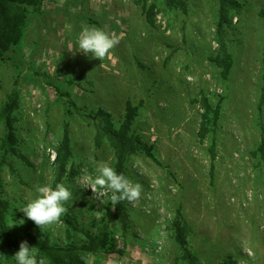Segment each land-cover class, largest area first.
Listing matches in <instances>:
<instances>
[{
	"label": "rangeland",
	"instance_id": "rangeland-1",
	"mask_svg": "<svg viewBox=\"0 0 264 264\" xmlns=\"http://www.w3.org/2000/svg\"><path fill=\"white\" fill-rule=\"evenodd\" d=\"M235 1L224 26L233 61L227 79L209 60L217 48L218 0H148L153 24L135 0H39L26 7L21 38L0 59V108L13 87L18 91V153L7 155L0 173L7 225L24 220L9 228L12 235L66 245L104 232L122 253L89 254L86 264H188L172 231L180 208L198 264H264V158L257 151L264 139V0ZM84 26L121 37L105 60L69 51ZM202 97L220 101L203 139ZM127 100L138 106L131 132L151 146L155 160L138 151L124 163L142 193L128 203L130 223L122 231L111 194L100 204L80 183L98 163H115L108 142H95L90 116L102 108L118 127ZM64 128L67 167L77 175L61 183L73 199L61 223L41 231L19 210L35 198L36 185L53 186ZM3 133L0 121V143ZM1 264L16 262L9 255Z\"/></svg>",
	"mask_w": 264,
	"mask_h": 264
},
{
	"label": "trees",
	"instance_id": "trees-1",
	"mask_svg": "<svg viewBox=\"0 0 264 264\" xmlns=\"http://www.w3.org/2000/svg\"><path fill=\"white\" fill-rule=\"evenodd\" d=\"M39 0H0V59H4L5 52L9 46L16 44L21 38V27L24 24V16L26 7L35 6ZM144 12L147 21L154 23L155 11L154 5L148 4V0H135ZM218 18L215 25V41L217 48L215 54L209 57V60L219 68L220 75L223 79L229 76L233 61L227 49L224 36V26L228 22L229 10L228 6L234 5L235 0H218ZM203 112L201 114V124L198 135L201 139L205 138L210 131L208 121L210 118L216 119L220 109V101L211 104L207 97L200 100ZM18 104V91L12 88L6 102L0 108V121L3 124L4 133L0 143V173L2 166L6 163V157L9 153L17 154L15 147L16 139L13 128L12 113ZM138 106L133 105L129 100L125 104V112L119 122V126L113 125V119L109 112L99 108L91 119L95 123V142L97 145L104 140L108 142L115 159L114 168L118 173L124 172V163L127 158L138 151L144 152L148 157L155 160L151 146L144 142L137 134L131 132V125L137 115ZM257 151L264 158V139L259 144ZM211 160L215 158V145L211 143L209 147ZM71 155L70 139L68 129L64 128L61 140L55 149V157L53 160L54 180L53 187L57 183H61L66 176H75L77 171L74 168L68 169V161ZM213 171V163L211 164ZM1 185V176H0ZM129 202L123 201L115 206L111 204L113 209V217L119 224L122 231L127 230L130 218L128 214ZM9 210V204L0 197V264L7 256H13L19 250V243L27 241L30 247L37 250L38 258L44 257L47 264H86V257L89 254H95L100 251L107 253H122L117 248L116 243L109 234L104 232L86 233V240L80 243H69L66 245L51 244L45 238H37L31 234L27 236H14L11 234L6 223V215ZM172 231L175 241L182 250L181 257L188 264H198L197 258L187 248V234L191 231L190 226L185 220L180 208L176 210L175 217L172 221Z\"/></svg>",
	"mask_w": 264,
	"mask_h": 264
},
{
	"label": "clouds",
	"instance_id": "clouds-1",
	"mask_svg": "<svg viewBox=\"0 0 264 264\" xmlns=\"http://www.w3.org/2000/svg\"><path fill=\"white\" fill-rule=\"evenodd\" d=\"M120 40V36L110 34L102 28L84 26L69 51L73 54L80 52L85 56L90 55V58L103 61L120 43ZM94 173L80 183L81 189H91L93 200L104 204L101 198L109 196V193L113 206L123 201L135 203L140 200L142 186L139 183H133L122 173H118L108 163H98ZM35 192V198L24 204L19 211L41 231L60 224L61 218L68 211L66 205L73 199L72 191L63 183H57L54 187L47 184L36 185ZM23 223L24 220H20L19 223H9L7 227L11 228ZM13 259L16 264H47L44 257L38 258L37 250L30 247L27 241L19 243V250L14 253Z\"/></svg>",
	"mask_w": 264,
	"mask_h": 264
}]
</instances>
